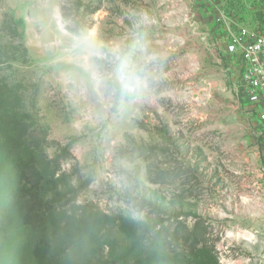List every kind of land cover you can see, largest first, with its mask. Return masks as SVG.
<instances>
[{
	"label": "rangeland",
	"instance_id": "rangeland-1",
	"mask_svg": "<svg viewBox=\"0 0 264 264\" xmlns=\"http://www.w3.org/2000/svg\"><path fill=\"white\" fill-rule=\"evenodd\" d=\"M80 1L0 0V89L21 96L24 137L54 170L29 206L0 146V264H35L40 236L52 252L88 243L87 264H264V198L244 170L259 162L258 126L225 51L227 35L264 33V0ZM57 8L71 32L161 52L152 91L102 104Z\"/></svg>",
	"mask_w": 264,
	"mask_h": 264
},
{
	"label": "clouds",
	"instance_id": "clouds-1",
	"mask_svg": "<svg viewBox=\"0 0 264 264\" xmlns=\"http://www.w3.org/2000/svg\"><path fill=\"white\" fill-rule=\"evenodd\" d=\"M60 32L67 38L69 51L86 74L88 87L102 104L109 103L119 95L138 98L153 89L156 66L163 54L143 42L138 54L133 51L127 39L110 45L100 41L92 30L69 31L59 8L54 10ZM147 22V13L140 14Z\"/></svg>",
	"mask_w": 264,
	"mask_h": 264
},
{
	"label": "trees",
	"instance_id": "trees-1",
	"mask_svg": "<svg viewBox=\"0 0 264 264\" xmlns=\"http://www.w3.org/2000/svg\"><path fill=\"white\" fill-rule=\"evenodd\" d=\"M79 2L81 4L80 0ZM5 87L6 85L0 89V135H2L0 146L5 148L3 151L8 153L12 162V175L17 193L30 206L31 199L41 196L44 186L51 183L54 170H50L49 163L43 165L42 168L40 167V160L43 156L39 144L24 137L33 122V116L29 110H24V108L18 111L13 110L12 104L14 102L18 104V107H22L21 96L14 95L13 101H11V93L6 92ZM32 87L34 90L31 95L30 106H33V99L37 91L35 85ZM25 210L30 211L28 206ZM122 232V236H124L128 231L122 230ZM111 240L110 232L106 231L102 235V243L109 244ZM52 241H54V237L49 240L41 236L35 241L33 247L35 264H87L86 261L91 259L88 243L81 244L78 242L52 252ZM147 247L146 243L142 244V248ZM151 249L160 251L162 247L157 244V241H154Z\"/></svg>",
	"mask_w": 264,
	"mask_h": 264
},
{
	"label": "built area",
	"instance_id": "built-area-1",
	"mask_svg": "<svg viewBox=\"0 0 264 264\" xmlns=\"http://www.w3.org/2000/svg\"><path fill=\"white\" fill-rule=\"evenodd\" d=\"M225 51L237 56L241 62V98L247 103L258 126L253 134L258 140L255 151L259 162L254 168L246 167L244 170L254 172L252 189L264 198V33H253L247 38L240 34L227 35Z\"/></svg>",
	"mask_w": 264,
	"mask_h": 264
}]
</instances>
